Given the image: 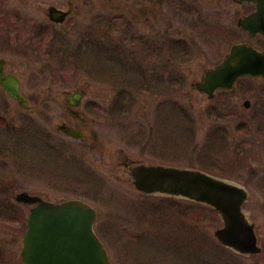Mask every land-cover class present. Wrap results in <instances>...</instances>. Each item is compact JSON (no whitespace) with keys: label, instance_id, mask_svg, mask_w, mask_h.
<instances>
[{"label":"rangeland","instance_id":"374dc122","mask_svg":"<svg viewBox=\"0 0 264 264\" xmlns=\"http://www.w3.org/2000/svg\"><path fill=\"white\" fill-rule=\"evenodd\" d=\"M71 1L77 11L62 26L50 23L47 9H67L68 0L2 1L3 26L16 13L25 17L16 23L19 47L0 30V57L21 76L31 110L24 111L0 89V264H22L30 206L13 201L22 191L92 205L98 213L96 231L116 264H264V124L254 131V123L264 121V81L242 79L232 93L218 94L214 101L192 88L232 43L247 41L264 49L233 30V12L245 7L231 0H159L168 7H161L158 63L151 51L148 62L128 56L124 63H107L102 48L94 54L92 48L79 49L89 33L93 44L105 47L106 2L97 0L89 9L88 0ZM153 1L134 4L153 6ZM187 7L196 9L193 15L194 9L184 12ZM29 18L43 42L33 43L37 49L22 57ZM41 24L46 29L40 34ZM135 24L125 36L134 46L141 33ZM153 26L147 27L149 35ZM129 42L125 49L131 51ZM140 66L154 74L143 70L144 76ZM133 72L137 78L129 82ZM76 90L84 94L78 110L86 120L81 140L57 128L61 121L77 128L63 105V92ZM96 97L104 106L92 105ZM127 161L198 169L244 185L249 199L243 209L254 223L260 255L241 256L218 244L213 231L221 221L211 209L135 191L127 180Z\"/></svg>","mask_w":264,"mask_h":264},{"label":"water","instance_id":"95a60500","mask_svg":"<svg viewBox=\"0 0 264 264\" xmlns=\"http://www.w3.org/2000/svg\"><path fill=\"white\" fill-rule=\"evenodd\" d=\"M248 1L257 2L259 14L264 13V0ZM54 13L57 12H51V19L61 20ZM245 25L252 26V21L246 20ZM254 29L264 33V24ZM240 75L264 77V53L243 44L232 46L224 61L206 72L198 88L210 96L216 88L231 89ZM18 86L14 78L4 85L8 93L19 101L23 97ZM65 132L79 136L76 131ZM130 175L135 188L143 193L184 197L213 207L223 222V227L213 233L220 243L240 253L258 251L253 225L241 210L247 198L241 187L198 170L159 165L135 166ZM15 200L37 203L26 220L27 229L20 252L22 263L111 264L92 230L95 212L88 204L80 200L54 204L26 192L18 193Z\"/></svg>","mask_w":264,"mask_h":264},{"label":"flooded vegetation","instance_id":"af4514ba","mask_svg":"<svg viewBox=\"0 0 264 264\" xmlns=\"http://www.w3.org/2000/svg\"><path fill=\"white\" fill-rule=\"evenodd\" d=\"M104 1L106 2V7L108 8V13H107L108 18L106 20V25L108 26L107 27L108 35L105 38V43H104L107 63H109V61L115 62V60H118L124 63V61L128 59V56L131 58L134 56L136 59H144L146 62H148V53L150 51L152 52L153 57L156 59V63H158L160 52H161V43H162L160 39V27H159L160 17H161V8H160L159 0H154L153 6H150V5L143 6L140 3L135 5L134 4L135 0H131L130 2H122V1H116V0H104ZM72 3L73 1L71 0H68L67 2V5H68L67 10L71 11V13L65 18V21L69 17L73 16L75 12L77 11L76 6H74ZM86 3L89 9L90 8L92 9L93 7L95 8V5H97V0H88ZM116 12H118L119 14H116ZM23 18L18 19V21ZM150 18H153V19L149 21L148 19ZM31 22H32V19L29 18V20H26L24 24L29 25L31 24ZM133 23H136L135 25L137 26V28H139V31H141L140 37H139L140 42H136V46H134L133 40L129 42L128 38H125L127 34V30L131 29ZM152 25H154L153 26L154 29H152V32H154V34L149 35L150 31L147 30V27L149 28V26H152ZM117 27H119V29L121 30L122 35H118L114 33V31L116 32ZM29 28H30V25H29ZM15 35L18 40H21V36H20L21 33L19 31L16 32V29H15ZM91 36H92L91 33L85 36L86 37L85 39L86 41L84 42L85 44H81L79 49H83V50L87 49L88 51H90L92 48V52L95 51L96 43L93 44L94 38H92ZM252 39L254 40L256 39L255 41L264 45V38L261 37L260 35H255ZM25 40L27 41V38ZM87 41H89V43H86ZM125 41L130 43L129 48L133 47V48H130L131 51H128L125 49V47H127L125 44ZM116 46L123 48L126 54L125 55L118 54L119 51L116 50ZM21 56L23 57L25 55H21ZM7 65H8L7 60L0 61V67L2 70H5ZM148 65L149 64H147V66ZM140 68H141L139 69L140 73H142L144 76H145V73L143 72V70H146V71L149 70L148 71L149 75L150 73L154 74V72L150 71L151 70L150 67L142 68L140 66ZM8 72H12V71H8ZM98 99L99 98L97 97L93 98V101H91L92 105L94 107L95 106L100 107V105L104 106L100 101H98ZM65 104L67 105V108L71 111L72 109L68 105V103L65 102ZM107 105H109V102H106L105 106ZM73 115L78 118V115L76 113H73ZM78 122L80 125L84 124V120L81 117L79 118ZM79 124H77V127H79Z\"/></svg>","mask_w":264,"mask_h":264}]
</instances>
